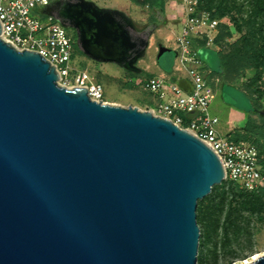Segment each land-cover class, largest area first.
I'll return each mask as SVG.
<instances>
[{
  "label": "water",
  "instance_id": "water-1",
  "mask_svg": "<svg viewBox=\"0 0 264 264\" xmlns=\"http://www.w3.org/2000/svg\"><path fill=\"white\" fill-rule=\"evenodd\" d=\"M51 12L92 60L141 71L149 36L124 13L88 0ZM1 33L0 21V264H198L197 204L226 181L219 155L151 111L59 84L46 58Z\"/></svg>",
  "mask_w": 264,
  "mask_h": 264
},
{
  "label": "rangeland",
  "instance_id": "rangeland-1",
  "mask_svg": "<svg viewBox=\"0 0 264 264\" xmlns=\"http://www.w3.org/2000/svg\"><path fill=\"white\" fill-rule=\"evenodd\" d=\"M88 1L94 2L100 8L124 13L131 21L130 30L134 34L149 36L150 41L153 39V46L148 50L143 62L138 63V66H141L139 73L115 63L98 62L88 56H79V61L89 69L94 80L104 86L106 102L147 110L152 104V98L132 81V78L149 76L147 67L151 68L152 72L160 71L156 49L159 46H167L166 39L172 43L170 35L180 24V13L175 14L170 5L175 4V1L123 0V4L113 0ZM177 7L180 6L177 4ZM232 16L243 25L242 32L236 30ZM219 19L222 20L219 25L220 33L215 41L210 45L205 43L204 47L199 44L203 48L200 49L201 59L204 62L212 61L218 67V71L211 74V78H219V92L211 104V112L220 118L218 128L221 132L234 131L236 137L258 146L264 152V68L256 70L251 67L254 64L251 63V53L234 56L226 65L229 56L245 46L243 38L251 32V27L243 23V19H248V14H237L234 11L231 16ZM162 60L169 67L172 61L174 64L175 56L173 53H166ZM229 88L248 95L246 107L240 109L225 102L222 91ZM225 106H232L240 111L243 117L235 120L227 116ZM231 190L237 195L236 198L222 205L223 193ZM196 212L201 232L198 264H246L264 255V191L245 193L230 182L223 181L198 201Z\"/></svg>",
  "mask_w": 264,
  "mask_h": 264
},
{
  "label": "built area",
  "instance_id": "built-area-1",
  "mask_svg": "<svg viewBox=\"0 0 264 264\" xmlns=\"http://www.w3.org/2000/svg\"><path fill=\"white\" fill-rule=\"evenodd\" d=\"M63 1L0 0L1 37L19 50L39 52L60 72L59 84L86 86L93 100L108 103L104 86L79 61L77 37L51 12V7ZM174 1L181 18L168 46L176 52L172 71L132 78L152 98L143 111L171 120L209 145L221 158L227 182L242 191L260 192L264 189V152L246 140L234 139V131L221 132L220 118L210 108L219 92V78H211L212 70L200 57L199 42L212 44L222 20L203 9L207 0Z\"/></svg>",
  "mask_w": 264,
  "mask_h": 264
},
{
  "label": "trees",
  "instance_id": "trees-1",
  "mask_svg": "<svg viewBox=\"0 0 264 264\" xmlns=\"http://www.w3.org/2000/svg\"><path fill=\"white\" fill-rule=\"evenodd\" d=\"M202 7L203 9L212 12L213 17L216 18L231 16L234 11H236L237 14L246 12L248 14V19H243V23L251 27V32L248 36H245L243 38V42H245L244 48H238L237 50H235V54L232 53L233 55L229 56L226 65L230 62V60L234 59V56L236 57L240 54L245 55L247 53H251L253 57L251 63H254L251 67L255 68L256 70H258L260 67L264 68V0H207ZM232 21L236 27V30L238 32H242L243 25L240 24V22L234 16H232ZM225 28H227V26H225ZM199 44L204 47L205 42L201 41L199 42ZM202 47L201 49H203ZM77 52L80 56H85V54L79 48L77 49ZM204 63L206 64V68H210L212 70V74L218 71V67L214 65L212 61H205ZM220 63L223 65L222 60L220 61ZM222 97L227 104L238 106L240 107V109L246 107L248 103V95L233 88L223 90ZM234 139L243 140V138L241 137H236L235 134ZM230 184L234 186L232 183ZM262 191H264V189L261 190V192ZM243 192L255 193L246 191ZM236 196L237 195L232 190L229 192L225 191L222 196L221 204L224 205L228 202H232L236 198ZM199 261L202 262L200 258Z\"/></svg>",
  "mask_w": 264,
  "mask_h": 264
},
{
  "label": "crops",
  "instance_id": "crops-1",
  "mask_svg": "<svg viewBox=\"0 0 264 264\" xmlns=\"http://www.w3.org/2000/svg\"><path fill=\"white\" fill-rule=\"evenodd\" d=\"M172 7H171V9H172V11H175V14H177V15H179V13H180V7L178 8L177 7V3L175 2V4L174 3H172V4H170ZM175 5V6H174ZM171 37H172V35H170ZM168 42H167V46L166 47H168V46H172V44L169 42V40L168 39H166ZM153 46V44H151V41H150V37H149V42H148V46L146 47V49H145V52H144V54H143V56H141L140 58H139V60L137 61V63H136V66L141 70V66L139 67L138 66V63L139 62H143V58H145V55L147 54V52H148V50H150L151 49V47ZM162 46H159V47H157V49H156V51L158 52V54H159V52H160V48H161ZM157 65L159 66V64H158V56H157ZM114 64V63H113ZM160 67V66H159ZM160 71L158 72V71H155V72H152L151 71V68H148L147 67V71H148V73L149 74H161V73H163L165 70L164 69H162L161 67H160V69H159ZM141 72V71H140Z\"/></svg>",
  "mask_w": 264,
  "mask_h": 264
},
{
  "label": "bare ground",
  "instance_id": "bare-ground-1",
  "mask_svg": "<svg viewBox=\"0 0 264 264\" xmlns=\"http://www.w3.org/2000/svg\"><path fill=\"white\" fill-rule=\"evenodd\" d=\"M115 3H121L123 4V0H113ZM153 43V39L151 41V44ZM224 111L226 112L227 116L234 118L235 120H240V118L243 117L242 113L240 111L235 110L232 106H225Z\"/></svg>",
  "mask_w": 264,
  "mask_h": 264
},
{
  "label": "flooded vegetation",
  "instance_id": "flooded-vegetation-1",
  "mask_svg": "<svg viewBox=\"0 0 264 264\" xmlns=\"http://www.w3.org/2000/svg\"><path fill=\"white\" fill-rule=\"evenodd\" d=\"M119 21V20H118ZM67 22H68V20H67ZM70 31H72V33H74L75 35H76V37H77V39H78V30L76 29V28H74V27H72V26H66ZM131 37H133V36H131ZM133 40H135L134 39V37L132 38ZM139 41H137V43H138ZM136 52V49H134V50H132V52L130 53V55H134V53ZM85 56H87V55H85ZM90 58V57H89ZM126 60H128V58L126 59Z\"/></svg>",
  "mask_w": 264,
  "mask_h": 264
}]
</instances>
